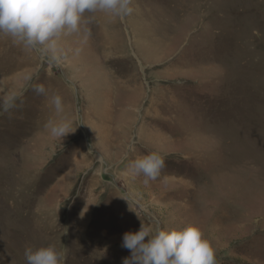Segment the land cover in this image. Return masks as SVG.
I'll return each instance as SVG.
<instances>
[{"label": "rangeland", "instance_id": "obj_1", "mask_svg": "<svg viewBox=\"0 0 264 264\" xmlns=\"http://www.w3.org/2000/svg\"><path fill=\"white\" fill-rule=\"evenodd\" d=\"M132 7L86 12L56 59L0 35V264L48 245L122 264L123 234L157 223L198 227L217 264H264V0ZM151 152L145 183L130 165Z\"/></svg>", "mask_w": 264, "mask_h": 264}, {"label": "clouds", "instance_id": "obj_2", "mask_svg": "<svg viewBox=\"0 0 264 264\" xmlns=\"http://www.w3.org/2000/svg\"><path fill=\"white\" fill-rule=\"evenodd\" d=\"M133 11L132 0H0V35L11 37L27 50L51 53L56 59L61 36L78 32L86 12H100L122 21ZM35 91L43 94L45 88L37 85ZM51 103L58 114L63 112L59 94L51 96ZM45 127L60 139L69 133L64 120L49 121ZM130 166L147 183L157 178L164 160L151 152L136 158ZM122 247L131 253L122 264H217L215 250L194 225L164 229L157 223L152 229L141 224L138 231L123 234ZM24 257L27 264H62L63 260L52 245L26 247Z\"/></svg>", "mask_w": 264, "mask_h": 264}]
</instances>
